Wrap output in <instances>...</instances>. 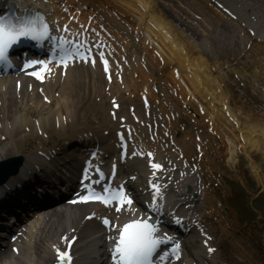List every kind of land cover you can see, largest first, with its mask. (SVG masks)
I'll list each match as a JSON object with an SVG mask.
<instances>
[{
    "label": "snow or ice",
    "instance_id": "6c2138e0",
    "mask_svg": "<svg viewBox=\"0 0 264 264\" xmlns=\"http://www.w3.org/2000/svg\"><path fill=\"white\" fill-rule=\"evenodd\" d=\"M48 38L56 39L55 37H51L49 25L44 21L43 17L12 23L6 17L0 16V62L10 63L9 50L23 39L40 41ZM67 43L68 41L61 38L59 44V61L65 68L67 67L68 61H74L76 56L81 55L78 50H70L64 47ZM49 63V61L44 60H31L25 63V69L36 64H41L47 70ZM105 68L107 70V61H105ZM30 74L37 79L42 80L44 78L39 72L34 71ZM152 167L159 169L161 165L153 163ZM85 179H87V176ZM153 188L156 193L153 196V201H155L159 195V187L153 185ZM91 201H99L106 206H111L116 202L118 203L116 207L117 212L121 211L125 206L130 210L133 204L132 198L123 190L111 192L107 188L104 189V193L89 190L87 195L79 197V202L81 203ZM75 202L73 201V203ZM103 223L110 225L111 221L104 218ZM157 232L158 226L146 219H136L123 224L119 229L118 238L114 241L115 246L112 251V257L115 264H153V257L157 253V249L162 244L171 240V237H167L166 234L162 237L157 235ZM179 248L180 245L178 243L173 248V252L177 254V259H179ZM56 251L59 257V264H71L72 257L69 252L61 251L59 248ZM209 251L211 252L213 249L209 248ZM160 259L164 260L165 257L161 256Z\"/></svg>",
    "mask_w": 264,
    "mask_h": 264
},
{
    "label": "bare ground",
    "instance_id": "6f19581e",
    "mask_svg": "<svg viewBox=\"0 0 264 264\" xmlns=\"http://www.w3.org/2000/svg\"><path fill=\"white\" fill-rule=\"evenodd\" d=\"M143 1L144 0H116V3H118V2L119 3H127V7H131L130 9H132L136 5V3H138V4L143 5L145 8L148 9L147 3L143 2ZM181 4H182V7H177L176 9H174L171 5H167L168 6L167 7L166 4H163L164 8L166 9V10L164 9L165 13H167L166 17L176 21V26H174V29H172V33L174 35L181 34L184 30H186L187 32H190V33H192V31L194 30V27L192 25V23H193L192 12L193 11L190 10L189 7H195V9H197L199 11V12H196L194 14L202 16V23L203 24L205 22H207L209 24H213V25L220 23L218 19L214 18L216 14L202 0H186L185 4L182 2H181ZM148 10H150V9H148ZM150 11H151L152 15L156 14L154 10L151 9ZM160 12H162V11L160 10ZM140 18H142V17L140 16ZM153 18L159 19L161 22H163V20L161 19V17L159 15H156ZM164 29H166V28L164 27ZM207 33L208 32H206V34ZM222 34L223 33L221 32L220 35H222ZM168 42L172 48L177 46L175 49L176 53H179V50L185 51V52H187L189 50V49H187L186 44L184 42H179L178 45L174 44L173 39L168 40ZM183 59H184V61L181 64H187L189 66L190 63H192L193 64V70L198 67V65L196 64L198 62H194L191 59H187L184 57H183ZM195 80H196V82H198L200 84L203 80V84H204L205 88H207V87L212 88L215 85L214 82L206 76H203V77L199 76L198 77L196 75ZM2 98H3V95H2ZM5 103L6 102L2 99L1 100L2 108L0 107V115H3V116L5 115L3 104H5ZM55 105L59 108H62L60 103H56ZM72 109L73 108L70 107V110H72ZM33 111H36V114H37L36 118H38L39 123L41 124V122H42V124L45 127H47L50 123V112H46L45 115L41 117V113H40L39 109H34ZM27 115H29L28 110H24V114H20L18 120L24 119V120H22L23 123H24V121L29 123L30 119L27 118ZM216 117H217V120L219 121V126H221L222 122H223L222 119L220 118L221 114H220V116L217 114ZM211 118L214 119V116L212 115ZM258 136L260 138H264V129L263 128L259 129V135ZM245 142L248 143V146L251 143V141H245ZM16 149H17L16 145H13L12 143H4L3 142L2 144H0V160L14 156L16 154ZM28 159H30V157L27 156L26 162L30 161ZM75 218H76V216H73L71 219L69 217L68 219H64L62 221H59V222L55 223L54 225H56V227H59L58 228L59 230L64 227V229L62 231H65L69 227H71L74 223H76ZM89 228H91V227L88 226V229H86V231L83 233V235L81 237V241H83L85 238H87V236L91 235V229H89ZM43 234H44V232H43ZM98 243H99V241H98L97 237L93 236L91 238L90 242L87 244V251H89L92 248V246L97 245Z\"/></svg>",
    "mask_w": 264,
    "mask_h": 264
},
{
    "label": "rangeland",
    "instance_id": "374dc122",
    "mask_svg": "<svg viewBox=\"0 0 264 264\" xmlns=\"http://www.w3.org/2000/svg\"><path fill=\"white\" fill-rule=\"evenodd\" d=\"M263 168H264V164H263ZM253 183H251V187L253 188ZM258 189H261L260 187L258 188ZM249 192L250 193H253V191L252 190H249ZM260 202H262V203H264V195H262V198L260 199ZM263 217H264V215H263ZM263 234H264V230H263ZM256 242H257V244H258V247L256 246V248H258L259 249V252L261 253V255L264 257V247H263V245H264V240H259V239H257L256 240Z\"/></svg>",
    "mask_w": 264,
    "mask_h": 264
}]
</instances>
